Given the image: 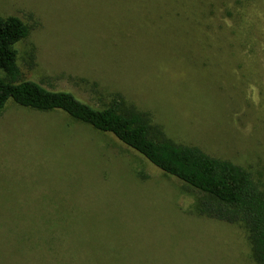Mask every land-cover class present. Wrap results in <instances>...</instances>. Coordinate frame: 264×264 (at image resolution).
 <instances>
[{
    "label": "rangeland",
    "instance_id": "obj_1",
    "mask_svg": "<svg viewBox=\"0 0 264 264\" xmlns=\"http://www.w3.org/2000/svg\"><path fill=\"white\" fill-rule=\"evenodd\" d=\"M22 78L94 107L119 94L174 142L264 187V0H0ZM34 51L33 62L27 53ZM0 264H255L245 228L108 132L0 109Z\"/></svg>",
    "mask_w": 264,
    "mask_h": 264
},
{
    "label": "trees",
    "instance_id": "obj_2",
    "mask_svg": "<svg viewBox=\"0 0 264 264\" xmlns=\"http://www.w3.org/2000/svg\"><path fill=\"white\" fill-rule=\"evenodd\" d=\"M29 28L16 16L0 17V109L8 101L40 112L61 111L95 130L108 132L165 175L180 180L195 195L200 216L241 224L255 264H264V187L245 167L211 156L195 145L174 142L147 112L116 94L94 107L66 91H53L22 78L15 45ZM34 51L27 53L33 62Z\"/></svg>",
    "mask_w": 264,
    "mask_h": 264
}]
</instances>
